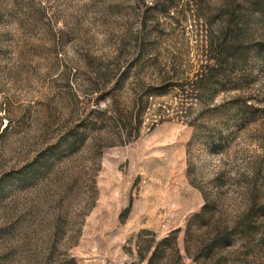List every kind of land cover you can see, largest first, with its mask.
<instances>
[{
	"label": "rangeland",
	"instance_id": "374dc122",
	"mask_svg": "<svg viewBox=\"0 0 264 264\" xmlns=\"http://www.w3.org/2000/svg\"><path fill=\"white\" fill-rule=\"evenodd\" d=\"M249 1L0 0V264H148L174 237L196 264L185 239L207 220L230 228L220 264H264V0ZM239 2L241 57L211 73Z\"/></svg>",
	"mask_w": 264,
	"mask_h": 264
},
{
	"label": "trees",
	"instance_id": "16d2710c",
	"mask_svg": "<svg viewBox=\"0 0 264 264\" xmlns=\"http://www.w3.org/2000/svg\"><path fill=\"white\" fill-rule=\"evenodd\" d=\"M259 0H250V6H255ZM231 4V3H230ZM240 11L241 6L240 2L231 4V6L227 7L224 14H226L225 20V28L221 32V36L219 37L221 41L219 43H215L214 48L211 50L216 55L217 63L213 65L209 72H213L216 68L220 67V65H225L229 62V60H237L241 57V52L243 49V40L240 36L241 28L237 26L240 24ZM212 45V43H211ZM213 46V45H212ZM196 121L190 122V124L194 125ZM6 128L9 124H6ZM208 205L203 207L202 213L198 215L196 218H201L208 211ZM207 211V212H206ZM257 214L250 215L244 217L242 220V226L244 231H249L250 234H254L255 232V224ZM225 223V222H224ZM240 222H238L239 224ZM237 224V223H236ZM237 224V225H238ZM207 230L202 232L196 240L192 236H188L190 234V230L187 232V237L185 242L193 241L194 249H196V254L199 256L195 258L196 264H220V258L218 257L219 252L227 245L228 240L230 239V234L228 228L225 224L219 225L216 223L215 225H211V222L208 220L204 223ZM191 238V239H190ZM151 242L153 240L145 241L138 250L139 260H144L147 256V252L151 249ZM154 252L151 254L149 258L148 264H183L182 259L177 248V244L175 243V237L172 239H164L160 243H157L155 246ZM185 252L187 254L190 253V247L186 246ZM192 255V254H191Z\"/></svg>",
	"mask_w": 264,
	"mask_h": 264
}]
</instances>
